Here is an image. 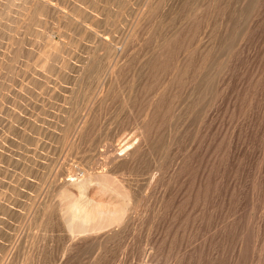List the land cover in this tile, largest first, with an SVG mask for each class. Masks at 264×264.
I'll return each mask as SVG.
<instances>
[{
    "label": "rangeland",
    "instance_id": "rangeland-1",
    "mask_svg": "<svg viewBox=\"0 0 264 264\" xmlns=\"http://www.w3.org/2000/svg\"><path fill=\"white\" fill-rule=\"evenodd\" d=\"M139 132L137 220L65 251L55 175ZM0 264H264V0H0Z\"/></svg>",
    "mask_w": 264,
    "mask_h": 264
},
{
    "label": "bare ground",
    "instance_id": "bare-ground-1",
    "mask_svg": "<svg viewBox=\"0 0 264 264\" xmlns=\"http://www.w3.org/2000/svg\"><path fill=\"white\" fill-rule=\"evenodd\" d=\"M147 137L139 132L125 136L116 144L106 142V146H100L98 163H94L100 167L99 172H93L92 163L91 168L84 166L86 163L73 162L55 175L56 198L51 206L42 209V214L48 232L58 239L65 251L89 246L101 248L125 233L135 221L148 192L155 189L162 178L156 172L158 165L148 172L142 186L125 177L126 170L147 150Z\"/></svg>",
    "mask_w": 264,
    "mask_h": 264
}]
</instances>
